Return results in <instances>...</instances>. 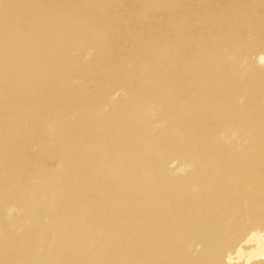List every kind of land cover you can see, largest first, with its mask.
I'll return each instance as SVG.
<instances>
[{
    "label": "rangeland",
    "instance_id": "1",
    "mask_svg": "<svg viewBox=\"0 0 264 264\" xmlns=\"http://www.w3.org/2000/svg\"><path fill=\"white\" fill-rule=\"evenodd\" d=\"M262 121L264 0H0V264H264Z\"/></svg>",
    "mask_w": 264,
    "mask_h": 264
},
{
    "label": "bare ground",
    "instance_id": "2",
    "mask_svg": "<svg viewBox=\"0 0 264 264\" xmlns=\"http://www.w3.org/2000/svg\"><path fill=\"white\" fill-rule=\"evenodd\" d=\"M9 1H10V6H11V8H12V0H8V2H9ZM21 12L24 13V10L21 9ZM179 45H182L183 48H184V47L188 46V43H187L186 40H184V41H183V40H180V41H179ZM19 56H20V55L17 54V58H18ZM15 58H16V57H15ZM15 58H13L12 61H14L15 65H16V64H17V62H16V61H17V58H16V59H15ZM259 58L262 59L263 56L259 55ZM4 59H5V58H4ZM14 59H15V60H14ZM5 60H6V59H5ZM49 70H52V68H49ZM259 124H261L262 126H264V121L259 122ZM129 137H130V135H126V136H124V138H129ZM228 176H229V175L227 174V176H224V177H218V178H217L218 180L215 179V180H217V181H216L215 185L211 188L210 195H208L209 197L199 200L197 206H194V205H193V202H191L189 208L187 209V213L192 214L191 212H192L193 210H201V209L205 208V206L213 207V206H209V204L212 203V202L219 201V199H222V200L228 201V200H229V197H231L232 195H234L233 192L230 193V187H226V185H225V183H224V179H226ZM215 180H214V181H215ZM214 181H213V182H214ZM155 193H160V192H155ZM165 195L167 196V198H168L170 201H172L173 198H174V192H169V193H167V194H165ZM231 198H232V197H231ZM184 199H185V197H184ZM149 208H150V206H146V207H144V210H145V211H148ZM159 213H160V211L158 210V212H157V216H158ZM187 220L189 221V220H190V217H188ZM120 221H121V220H120ZM156 221H157V223H158V226L160 227V226L162 225V220H161L160 218H158ZM147 223H148V222H147ZM145 226H146V225H145ZM145 226H144V227H145ZM158 226H157L155 223L152 224V227L155 228V229H157V233H158L161 237L164 238V235H163V234H166V237H167V235L170 236V234H168L169 227H167V228H165V229H164V228H163V229H159ZM144 227H142V228H144ZM142 231L144 232V229H143ZM146 242H147L146 240H143L142 244H143L144 246L148 245ZM243 243H245V242H243ZM261 254L263 255V253H261ZM241 256H242V253H239V254H237V255L234 256V257L231 256V255H229V254H227V255H225V256L223 257L222 263H224V264H230V263L233 262L234 259L237 260V261H239V260L241 259ZM248 256H249V255H248Z\"/></svg>",
    "mask_w": 264,
    "mask_h": 264
}]
</instances>
